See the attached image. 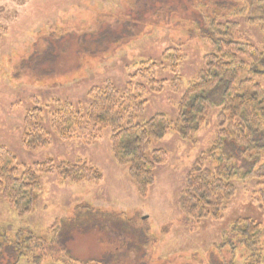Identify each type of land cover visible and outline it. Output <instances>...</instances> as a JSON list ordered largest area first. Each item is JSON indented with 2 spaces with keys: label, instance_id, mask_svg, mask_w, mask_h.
<instances>
[{
  "label": "rangeland",
  "instance_id": "374dc122",
  "mask_svg": "<svg viewBox=\"0 0 264 264\" xmlns=\"http://www.w3.org/2000/svg\"><path fill=\"white\" fill-rule=\"evenodd\" d=\"M257 2L0 0V146L12 153L19 172L51 158L55 166L85 162L101 174L100 180L80 182L56 172L38 174V198L30 213H19L0 195V264H10L16 249L11 241L24 239L27 232L39 242L17 264H246L244 247L229 243L230 222L240 216L264 221V210L251 200L252 191L263 184L244 179L240 169L232 179L235 195L223 201L219 219L209 214L192 219L179 203L197 158L214 147L220 108L209 110L190 139L169 130L151 143L167 157L153 170L145 198L139 197L127 167L115 161L110 128L91 129L86 111L93 88L109 83L122 94L130 84L141 83L149 89L140 71L149 61L155 63L159 90L147 94L135 121L164 114L174 122L182 95L211 52L202 35L209 15L218 22H238L239 38L264 54V14L262 19L255 11L263 12L264 1ZM251 3L262 5L251 10ZM167 50L175 65L164 59ZM241 59L247 67L242 78L264 88V76L255 75L264 70L263 63ZM35 101L49 143L29 149L22 142L23 120ZM57 102L70 104L80 116L70 139H60L53 128ZM215 165L212 158L204 162L208 169Z\"/></svg>",
  "mask_w": 264,
  "mask_h": 264
},
{
  "label": "trees",
  "instance_id": "16d2710c",
  "mask_svg": "<svg viewBox=\"0 0 264 264\" xmlns=\"http://www.w3.org/2000/svg\"><path fill=\"white\" fill-rule=\"evenodd\" d=\"M257 1L262 3L264 0ZM257 3H251V10L262 5ZM262 7L263 12L255 11L262 13L263 19L264 5ZM249 20L255 22L259 18L251 16ZM0 31H3L1 26ZM238 31V22H218L216 17L208 16L202 35L211 52L204 58L205 69L182 95L174 122L164 114H156L142 122L135 121L137 114L142 112L147 94L159 90L156 87L159 82L155 78V63L146 61L141 64L140 71L149 79V89L141 83L130 84L121 94L108 83L104 88H93L89 92L92 100L86 111L87 122L91 129L110 128L114 159L127 167L141 198L147 196L154 182L153 170L167 157L162 148L151 149V143L161 140L169 130L175 131L182 139H190L206 122L209 110L220 108L217 116L220 130L214 147L197 158L179 198L184 214L195 220L207 214L214 219L221 218L223 201L229 202L235 195L232 179L240 169L244 171V179L263 184V187L252 191L251 200L259 202V207L264 210V181H258L259 178L264 180V88L253 78H242L247 67L241 59L261 61L264 66V54L239 38ZM164 55L165 60L176 64L171 50ZM263 72L255 75L264 76ZM41 118L42 110L35 101L34 108L26 112L23 120L22 142L29 149L46 147L49 143L40 125ZM79 125L80 116L71 112L70 104H58L53 116L57 136L63 140L70 139L72 136L68 133ZM208 158L216 164L213 169L204 166ZM232 158L236 161L231 162ZM14 163L12 153L0 146V195L19 213L33 210L39 191L38 174L56 172L61 179L73 182L101 179L99 170L85 162H63L55 166L48 158L44 162L24 166L21 172ZM230 230L232 242L229 243L244 247L246 264H264V221L240 216L231 220ZM36 242L39 241L30 232L22 240H17L16 236L11 241L16 249L10 264H17L20 258L30 253L31 244ZM1 251L0 241V254Z\"/></svg>",
  "mask_w": 264,
  "mask_h": 264
}]
</instances>
